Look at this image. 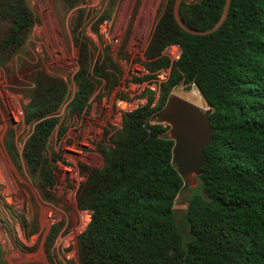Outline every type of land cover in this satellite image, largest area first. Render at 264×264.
Returning a JSON list of instances; mask_svg holds the SVG:
<instances>
[{
  "label": "trees",
  "instance_id": "16d2710c",
  "mask_svg": "<svg viewBox=\"0 0 264 264\" xmlns=\"http://www.w3.org/2000/svg\"><path fill=\"white\" fill-rule=\"evenodd\" d=\"M34 24L26 0H0L1 69ZM74 40L76 89L66 106L81 115L94 93L93 75L111 78L92 63L86 39L75 35ZM171 43L182 53L154 105L149 92L144 106L122 115L112 144L99 150L102 167L77 193V206L90 213L78 238L79 264H264V0H166L144 52L148 74L139 80L169 66L162 50ZM104 53L118 72L106 47ZM32 82L23 106L32 130L21 153L10 133L4 147L16 168L24 164L41 196L51 199L56 175L48 141L67 84L44 71L34 73ZM179 83L195 85L215 127L212 143L204 148L208 161L198 187L187 197V238L176 223L174 204L188 185L173 163L170 126L156 120ZM57 232L52 226L44 243L50 264H61L49 255Z\"/></svg>",
  "mask_w": 264,
  "mask_h": 264
},
{
  "label": "rangeland",
  "instance_id": "374dc122",
  "mask_svg": "<svg viewBox=\"0 0 264 264\" xmlns=\"http://www.w3.org/2000/svg\"><path fill=\"white\" fill-rule=\"evenodd\" d=\"M26 1L35 24L6 69L0 68V261L50 264L44 243L51 227L57 225L50 257L55 263L79 264L78 238L90 213L77 206V193L102 167L101 146L112 144L121 128L123 114L117 99L129 97L128 81H139L148 74L144 52L166 0H76L73 5L63 0ZM1 25L6 28L7 23ZM75 35L86 39L92 63L101 65L111 78L109 82L93 75L94 93L81 115L71 114L66 106L76 89ZM105 47L118 72L105 61ZM37 71L61 77L67 84L65 100L57 113L59 121L48 141L47 156L56 175L51 199L41 196L24 164L16 168L4 147L5 135L10 133L21 153L32 130V125L24 121L23 106L29 100ZM170 94L207 108L195 85L179 83ZM197 187L198 183L184 188L174 204L176 223L184 238L188 237L187 197Z\"/></svg>",
  "mask_w": 264,
  "mask_h": 264
},
{
  "label": "water",
  "instance_id": "95a60500",
  "mask_svg": "<svg viewBox=\"0 0 264 264\" xmlns=\"http://www.w3.org/2000/svg\"><path fill=\"white\" fill-rule=\"evenodd\" d=\"M206 103V102H205ZM211 108H203L176 94H170L156 120L170 126L174 141L173 163L179 175L192 187L198 183L208 158L204 148L213 141L215 127L211 124Z\"/></svg>",
  "mask_w": 264,
  "mask_h": 264
},
{
  "label": "built area",
  "instance_id": "2783aa9c",
  "mask_svg": "<svg viewBox=\"0 0 264 264\" xmlns=\"http://www.w3.org/2000/svg\"><path fill=\"white\" fill-rule=\"evenodd\" d=\"M181 53L182 49L179 44H167L162 50V55L169 60V66L158 69L151 79L128 81V88L130 90L126 94L129 97L127 98L126 95V97L117 99L116 101L121 111L120 113H130L144 106L148 101L149 92L153 93V106L159 94L160 84L167 80L171 66L180 59Z\"/></svg>",
  "mask_w": 264,
  "mask_h": 264
}]
</instances>
